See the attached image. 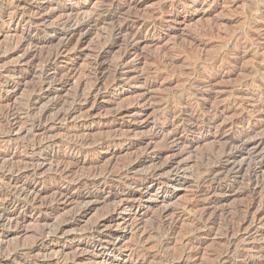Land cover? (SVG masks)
Wrapping results in <instances>:
<instances>
[{
    "label": "bare ground",
    "instance_id": "6f19581e",
    "mask_svg": "<svg viewBox=\"0 0 264 264\" xmlns=\"http://www.w3.org/2000/svg\"><path fill=\"white\" fill-rule=\"evenodd\" d=\"M27 1L29 2L32 0H27ZM120 2H121L120 0H104L103 2L99 4L98 10L89 12L90 13L89 17L87 18L85 17L86 19L84 21H83L82 15L80 14L82 13L81 12L82 4L78 5L76 8H73V9L71 8L66 9L62 6H57V7L52 6L50 7L51 13H47L45 15L44 14L38 15L39 20H42L44 22L48 18L50 17L52 18V16L56 13H60V12H64V14L66 13L67 15L64 17L63 21L61 20L60 22L62 31H64L63 40L60 41L56 46L54 45L55 46L54 48L49 49L48 51H46V53L42 55V57H40V59H42V67H41V70L37 72L38 75L36 76V78H38L37 80L38 82L36 83L35 81L36 84L34 83L33 85L31 84L32 86H30L31 88H29L30 90H29V94L26 99V102L25 103L22 102V104L20 103L21 105L19 106L17 105V106L7 107L6 105V107H3L0 110V131H3L6 135H11V133L13 132H21V134L24 133L28 139L25 141V143H21L18 146V148L22 149V151L24 149V150H28L29 152L32 151V152L40 153L48 149L49 147H52L53 145H56L59 143L58 141L52 140L53 138L52 135H54V133L51 135L52 130L54 129L57 123L67 120L68 118L76 114L77 112H80L83 109V107L86 106L87 104L89 105L92 104L91 108L93 109L89 110L87 108L89 111L86 109L87 114L86 116H84L85 120L84 122H82L81 127L71 126V128H68L64 132V140L62 144L60 143L63 147V150H62L63 154H59L55 156L53 155L52 157L49 156L50 158L46 160V162H48L50 165L53 166L52 168L53 182L48 187H45L44 189H42L41 193L44 192L46 194H49L48 195V197L50 196L49 200L42 201V199L40 198L41 196L40 191L37 189L38 186L35 187L36 184L32 185L28 183L27 184L23 183L24 179L26 180L30 177L33 178L35 175H37L39 173L38 169L43 164H39L37 162L35 163L33 161L26 162L21 158H17L18 154H14V152L12 153L8 152L1 157L0 161H2L4 164L3 171L1 170L2 171L1 174L5 176V178H9L8 184L10 187V191L5 194V203L2 204V207L0 209V229L4 228L8 230L9 228H13L14 226H17L19 224V221L22 220V217L24 216V214L28 211L29 212L32 211V213L36 212V214L42 215L43 212L50 211L53 213V211L58 210L60 206L64 207L67 204H71V203H74L77 206L82 205V204L83 205L75 213L73 212V214H71L69 218L57 222V224L53 227L47 226L46 223L39 225L38 229L36 230V233H34L35 230L32 233L33 238L30 239L32 240V243L28 244L27 246L23 244L22 245L18 244V245L13 246L12 248L10 247L8 250L5 251L7 252L5 254L6 258L14 261L19 256H23L29 253L32 254L33 252L38 251L37 253L38 256L35 258V264H52V263L54 264H80L82 261V253L84 252V249H85L83 245L82 247H76L75 251L71 253V256L67 257V254L65 252V254L62 253L63 256L57 257L56 260L45 258L44 254L40 253V250H37V247L42 245L43 241L47 238L51 240L54 238L56 239L58 236H61L63 230L66 227H68V225H70L72 221H75L78 215H82L88 211L89 204L91 203V198L95 197V199L96 198L98 199L107 192L106 191L107 189H111V187L108 186L110 185L111 182H109V184L107 185V179L109 178V176H111V174L114 175V179L115 178L120 179L121 177L127 176V174L130 175V173L135 174L138 170H140L142 166L148 164L147 167L144 166L145 169L141 170L139 174L137 173L138 174L137 179L129 180V181L124 180L125 182H123V185H120L119 190L115 192L114 190L113 191L110 190L111 192H108L110 193V200H112L109 210L105 214L101 215L97 220H95L87 228V230H85L84 232H81L82 234L80 235V238H82V240H85V243L90 241L94 244L93 245L94 248L95 247L98 248L100 244L96 242V239L100 237L101 229L110 227L115 220V216L121 210L130 208L133 206L139 207L142 196H143V193H142L143 191L149 192L152 188L156 187L157 190L162 192L163 189H165L166 187L168 188V185L170 184L174 185L175 183L181 180L180 177L185 175L187 162L188 164L190 162L186 160L184 156L189 152V150H191L192 142H197V141L200 142V140H202L209 134L208 131L204 129V127L203 128L201 127V124L203 123V121L206 118H209V120L211 121L215 120V122H217L216 125L213 123L214 128H215V136L214 135L213 136L214 138L216 137L218 142L217 141L215 142L217 143L216 147L213 146L214 156L212 158H207L208 156H206V158H204L206 159V161L204 160L205 162L204 164L201 165L200 171L199 172L197 171L198 174L196 176V179L194 180L193 186L195 189H194V192H192L193 193L192 198H190L191 201L189 199V202L188 203L185 202L186 205L185 206L183 205L184 207H182L185 210L193 211V213L195 214L190 219V224L185 226V228H181L182 229L180 231L181 235L179 234L180 237H182V240H181L182 244H181L180 250L173 251L171 253L167 251L166 249H168L167 246L170 244L171 238H174L175 235L179 233L178 225L179 223L183 222L182 214L184 213H182V211L177 212L175 210H171V209L167 210L164 208L158 214V219H157L158 221L156 223L152 222L150 224L151 227L149 226L150 228H140L139 229L138 226L131 225L130 229L135 230L137 233V240L134 245H131L128 247V252H129L128 261L133 263V261L137 260V263L135 261V264H144L148 262L149 257H152V256L150 254L149 256H147V253H145L148 251L147 243L145 241V236L146 235L149 236V234L151 235V233L156 232L155 236L157 237L154 239V241L152 240L153 241L152 243H150V245L153 244L155 248V251H154L155 254H153V257L155 258L156 262L154 261L155 262L154 264H199L197 262L198 259L193 261L196 258L195 254L194 255L185 254V248H188V246L194 244L193 236L200 234L202 230L204 232H210V231L212 232L217 222L215 218V216L217 215L216 213H213V212H216L217 209L219 211L220 206H218V202L219 200H221L220 197L223 198L222 196L225 194V192H232L235 195H237V197L238 196L241 197L243 200V201L241 200L243 202L242 205L241 206L238 205V208H237L236 214L238 218L236 219L234 218V220H232L233 219L232 218L231 219L232 221L223 228L220 227L222 225L220 226L216 225L217 227L219 226L220 229L222 228V230H220L222 239L220 243H217V245L220 244V246L219 247L217 246L218 247L217 249H213L209 253L206 262L203 264H238V263L239 264H258V261H255V260H251V261H246L243 259L242 261L238 260L239 256L238 258H236L235 256H232V254L233 252L236 253L235 249L233 248V245L236 241H238L237 239L239 237L237 234L242 231L243 232L245 231V233L247 231V235L250 234L251 231L254 229V227H257L258 224L262 223L264 219V207H263L264 206V136H262V138L256 137L257 135L260 134V132L259 131L255 132L254 131L255 128L253 127L250 129V131H246L242 133L240 132L237 133L235 131L236 128L241 124L242 118L240 114L242 113H248L250 115L255 114V116L260 114V117H264V110L260 109V105L264 102V91L263 92L255 91V90L252 91L250 89H247V87L250 84L251 85L256 84L258 81H261L262 83H264V66L262 64L261 65L255 64V66L256 65L257 66L254 67L251 71L248 69L249 73L246 76L247 78H244L242 82H239L237 86L232 88L233 97H235L234 99L237 100L236 102L237 104L229 103V101L226 103L225 101L222 104L221 103L218 104V106L216 103V105H214L215 107L211 108V107H208V104L211 103L210 101H212V103L215 104L214 103L215 101H213L215 100V98L211 99L212 95L209 96V94L208 95L206 94L207 96L205 97L206 99H203V96H205L204 93L206 92L208 93L211 91L213 92L214 89L212 88V86L214 82L222 76L221 73H218L214 76L210 75L206 77L209 83V85H207V88H208L207 90L204 88L205 87L204 85H203L204 86L203 88L205 89V91L198 90L196 93H194L195 91L193 92L192 90V92L194 93V96L197 98H200V100L196 101L195 103H187L186 101L182 99L186 103L180 102L181 100H179V103H178L179 105L176 106L174 104L175 106L174 107V106L169 105L167 102H162L160 104V107H161L160 112L154 117L151 116L152 122H153V127H152L153 130L151 129L152 132L148 136L143 138L142 140L149 146L150 145L152 146V143H156V142L161 143V145L165 147V152H163V156H161V154L149 155L150 157H145L143 155H135V156L131 155L133 157L130 159H128L127 157L126 158L127 161L124 160L125 162L124 164H122L123 163L122 161V163H120V167L116 165L118 169L113 171V173L110 168L101 169L100 168L101 166L98 167L97 163L93 162V158L90 159L88 157L98 154L99 150H102L104 148H109V147H115V146L118 147L117 151L119 152L126 151V149H124L119 144L121 140L120 138L129 137L130 133L133 131L132 130L133 126H130L128 129L121 132L122 134H119L117 133V131L115 132L116 125H118L117 122L118 121L120 122L126 119L127 121H124V123L130 124V121H129L130 117L134 116L135 114H138V112H140V110L143 107L142 104L143 103L146 104V102L149 101V99L153 97L152 95H150L152 94L151 92L153 91V89L156 88V86L159 87V85H162L165 80H167L166 85H170L172 82V80H170L171 78L170 79L167 78V76H169L167 75L169 71L168 73L164 71L160 72L161 70H165V71L170 70L171 67L176 65V63L178 62V56H176V54H172L171 52H170L171 54L161 55L162 54L161 53V54H155L149 57V59L152 60L153 62L152 63L153 68L151 70L150 68L149 69L147 68V70H144L145 72L143 71V73L141 72L142 74H140L139 76L128 74V72L125 73V70L130 67L128 66V63H127L128 50L130 48L131 49L137 48V46L141 42L140 40L142 39L141 38L142 31H149V32L154 33L158 30L159 23L157 19H158V15L161 14L162 10L161 11L158 10L159 12H157V9H156L155 12L157 13L155 14L152 13L145 17L134 16L135 15L134 14L133 15L134 17L131 19H124L122 20V22H119L118 20L117 22L119 23L112 26L110 35H112L113 38L123 35L126 37V40H125L124 47L123 48L121 47L122 49L118 51L116 58L114 57L115 60H114V65L112 66V68H108L105 65L104 57L107 54V52L110 49H112L111 46L114 45L113 43L115 39L112 38V41H108V40L106 41L105 40L106 38H105L104 39L105 41L102 40L100 41V43L98 42L97 44L98 47L96 48V50L94 49L95 51L93 50L94 53H92V56H90L91 57L90 62L86 63L87 64V67L85 65L86 69L82 71L81 73L82 75L79 76V78L82 77V80L75 86L74 91H72L73 93L72 94L70 93L71 94L70 98L68 99L66 98V100L63 99V101L65 100L63 103L53 102L48 106L38 108L39 107L38 104L40 100L42 99L41 97L46 95L47 93L46 88L50 86L53 81H58L59 86H65L66 84L69 83V81L74 76V73H75L74 71H69V72L64 71V73H61L62 71L57 69V64L59 63V61L63 59L65 56H68V52L70 51L69 46L72 42L71 41L72 38L78 33L82 34L81 33L82 30L88 31L89 29H93L95 27L97 28L98 25L102 23L105 25L106 22L114 23L116 21L114 19L116 15L115 11L118 8H121L122 6ZM124 3L128 4L129 6L131 5L133 7H136V5L139 3V0H126L124 1ZM18 7L19 5H16L14 9L16 10ZM260 10L262 9L260 8ZM258 13H261V12H258ZM19 15H21V13ZM38 23L40 22L38 21ZM57 25H59V23ZM122 39L124 40V37ZM28 41L29 40H27L26 42ZM254 42H257V41H254ZM23 45H25V43ZM257 46H256V49L258 48ZM175 51H178V50H175ZM185 52H188V51H185ZM239 57H233V56L231 58L227 57L228 59L226 58L225 61L216 60L214 62H211V68H213L214 70V68L223 67L224 65L235 64L240 59ZM260 57H263V56H259V58ZM260 59L262 60V58ZM203 64L206 65L207 62L206 63L204 62ZM197 68H199V66ZM226 71H229V69H227ZM193 72L189 71L188 75ZM178 73H181V72H178ZM1 74L2 73H0V75ZM5 74L6 73H4V76ZM60 74H63V75H60ZM78 74L80 75V73ZM10 76H11V73H10ZM150 76H154L155 80L147 81ZM180 76H182V74ZM172 79L174 80L173 77ZM200 81L202 80L200 79ZM219 81H217V83ZM141 83H143L142 87L144 89V93L142 95H140L139 97H137L136 95L137 98L133 99L132 101L129 100V102L127 101V103L123 101L124 104L122 103L121 105L115 108H111V106L113 105V103H111L110 107L106 108L107 111H106V114L104 113L105 116L104 114H102L104 116L102 120L103 126L105 127V129H109L111 130V132L112 131L113 132L112 133L110 132L111 134L107 136H101V137L97 136L98 137L97 139L91 140L89 138L90 137L89 134L86 133L85 128L87 126V121H89L88 119H91L93 111L97 112L102 109V106L100 103L101 100L103 99V97L101 96V91L103 90L105 91L113 90L114 91L117 89H122L126 85H137ZM197 86L199 85H196V87ZM1 88H3V86ZM229 95H232V94H229ZM243 101H246V102H243ZM90 102L92 103L90 104ZM153 103H151V105ZM157 104L155 103L154 105H157ZM151 107H153V105ZM156 108L157 107H155V109H152V108L151 109L152 111H154L156 110ZM232 108L234 110L235 109L237 110V113H235V111L233 110L234 112L233 115H235V118L234 117H228V118L224 117L223 118L221 116V114H223L224 112L226 113ZM152 113L153 112H151V114ZM228 116H231V114L228 113ZM186 125L189 126L188 127L189 130L187 134L183 135L184 134L183 128ZM212 133H213V130H212ZM255 133H259V134L255 135ZM145 151H146V148H145ZM170 153H173V154H170ZM84 166L88 168V169L86 168V172L81 175H76L78 170L82 172L81 169L85 168ZM122 186H124L125 188L127 187V189L124 190ZM72 190H75L76 193L74 194L73 192L71 193ZM220 212L222 213V210ZM210 213H212V219L214 221L212 222L213 227L211 226V223L209 225L206 222V217L208 218L209 216H211ZM219 213H217L218 216H219ZM224 213H225L224 215L228 217L227 211H225ZM234 213H235V210L234 212H232V214ZM231 216H229V219L231 218ZM252 233L251 234L254 235V232ZM241 236L243 238V235ZM3 237H4V232L0 231V238H3ZM108 244H110L109 248L115 247L114 241L108 242ZM196 245L199 246L200 244H196ZM235 245H237V243H235ZM245 247L246 246H244L243 248ZM77 250L79 251L78 253L76 252Z\"/></svg>",
    "mask_w": 264,
    "mask_h": 264
},
{
    "label": "rangeland",
    "instance_id": "374dc122",
    "mask_svg": "<svg viewBox=\"0 0 264 264\" xmlns=\"http://www.w3.org/2000/svg\"><path fill=\"white\" fill-rule=\"evenodd\" d=\"M26 1L27 0H24V2L23 0H17V1L16 0H0V14H1L0 16L1 17L0 18V62H1L0 63V73L3 74V76L2 74L0 75V83L4 82L2 83L4 85L0 84V110L3 107H6V105L7 107L17 106V105L19 106L22 104V102L23 103L26 102V99L28 97L29 90H30L29 88H31L30 86H32L33 83L36 84L38 82L37 81L38 78H36V76L38 75L37 72H39L42 67V59H40V57H42V55L46 53V51H48L51 48H54L60 41L63 40L64 31H62L60 22L61 20L63 21L64 17L67 14L66 13L64 14V12L56 13L52 16V18L50 17L44 22L42 20H39L38 15H43V14L45 15L47 13H51L50 7L52 6L53 7L62 6L66 9H70V8L73 9V8H76L78 5L82 4L81 5L82 13L80 14L82 15L83 21H84L87 17H89L90 15L89 12L98 10L99 4L103 2L104 0H32V1H29L31 3H29L28 1L26 2ZM120 1H121L120 3L122 6L121 8H118L115 11L116 15L114 19L116 21L114 23L106 22L105 25L102 23L100 24L101 26L98 25L97 28L95 27L93 29H89L88 31L82 30L81 31L82 34L78 33L72 38L71 40L72 42L69 46L70 51L68 52V56H65L63 59L59 61V63L57 64V69L62 71L61 73H64V71H67V72L74 71L75 72L74 76L75 75L76 76L75 77L73 76V78L69 81V83L70 82L71 83L70 84L68 83L65 86H59L58 81H53L51 85L46 88L47 93L46 95L41 97L42 99L40 100L38 104L39 106L38 108H41L44 106H48L53 102L63 103L66 100V98L67 99L70 98V95L73 93L72 91H74L75 86L82 80V77L79 78V76H81L82 71L86 69L87 67L86 63L90 62L91 60L90 56H92V53H94V51L98 47L97 45L98 42L100 43V41L102 40L112 41L113 36L110 35L111 34L110 32H111L113 25L118 24L119 22H122V20L124 19H131L134 16L145 17V16H148L149 14H152V13L155 14L162 10L161 14L158 15V19H157L159 23L158 30L154 33L149 32V31H142L141 33L142 39L140 40L141 42L139 43L137 48L136 49L130 48L128 50L127 63H128V66L130 67L125 70V73L128 72V74L139 76L140 74L143 73L144 70H147V68L148 69L150 68V70L153 68L152 67L153 62L152 60L149 59V57L155 54L162 53L161 55H165V54L172 53L178 56V62L176 63V65L172 66L170 70L160 71V72L164 71L166 73H168L169 71L167 75H169L170 77L167 76V78L168 79L171 78L170 80H172V82L170 85H166L167 80H165L166 82L164 81L162 85H159V87L156 86V88H154L153 91L151 92L152 94H150L153 96L151 97L154 99L150 98L149 101L146 102V104L145 103H143L144 105L142 104L143 107L140 110V112L130 117V120L128 119L130 121V124L124 123V121H127L126 119L120 122L119 121L117 122L118 125H116L115 132L117 131V133L119 134H122L121 132L125 131L130 126H133L132 130L134 132L132 131L129 137L127 138H120L121 139L120 143L118 142L124 149H126L127 152L126 151L119 152L117 151L118 147L115 146V147H109V148H104L102 150H99L98 154L94 155L95 157L94 156L88 157L90 159L93 158V162L97 163L98 167L101 166L100 167L101 169L110 168L112 170V173L113 171L118 169L116 165L120 167V163H122V161H123L122 164L125 163L124 160L127 161L126 159L127 157L128 159L132 158L135 155H143L145 157H150L149 155H153V154H161V156H163V152H165V147H163L161 143L159 142L152 143V146L151 145L150 146L151 148L152 147L153 148L151 149L150 146L147 145L142 140L143 138H145L152 132L151 129L153 130L152 128L153 122H152L151 116L154 117L160 112V109H161L160 104L162 102H167L171 106H174V104L178 106L179 100H181L180 102H183V103H186V102L195 103L196 101L200 100V98L195 97L194 93H196L198 90L205 91V89L206 90L208 89L207 85H209V83L206 77L210 75L214 76L218 73H221L222 76L218 78L212 86V88L215 91L212 89L213 92L211 91L208 93L207 92L204 93L205 96H203V99H206L205 98L207 97L206 94L207 95L209 94V96L212 95L211 99L215 98V100H213L215 101L214 102L215 104H213L212 101H210L211 103L208 104V107H211V108H214L215 107L214 105H216V103L218 106V104L220 103L222 104L225 101L226 103L229 101V103L237 104L236 103L237 100H235L234 99L235 97H233L232 88L237 86L239 82H242L244 78H247L246 76L249 73L248 69L251 71L258 64L259 65L262 64L264 66V49H263L264 48V0L263 1L262 0H139V3L136 5V7L125 4L124 1L126 0H120ZM15 4L19 5V7L16 10L14 9V7L16 6ZM260 8L262 10H260ZM156 9H157V12H155ZM258 12H261V13H258ZM20 13L21 15H19ZM118 20L119 22H117ZM38 21L40 23H38ZM58 23L59 25H57ZM121 37L122 38L124 37V40ZM113 39H115L113 43L114 45L111 46L112 48L110 49L111 51L109 50L104 57L105 65L108 68H112V66L114 65V60H115L114 57L116 58L118 51L124 47L126 37L122 35V36H117ZM27 40L29 41L26 42ZM254 41H257V42H254ZM24 43L25 45H23ZM117 45L119 46V48ZM255 45L256 46L258 45L257 49ZM175 50H178V51H175ZM185 51H188V52H185ZM137 54L138 55L140 54L139 56L141 57H139ZM232 56L233 57L240 56L239 57L240 59L235 64L224 65L225 67L223 66L219 68H214V70L213 68H211V62H214L216 60L225 61L227 57L231 58ZM259 56H263V57H260L262 58V60L259 58ZM204 62L205 63L207 62V64L206 65L203 64ZM189 63L192 65H190ZM255 64L257 65L255 66ZM198 66L199 68H197ZM193 67L194 68L196 67V68L194 69ZM208 67L210 68L211 72ZM226 68L229 69L230 72L226 71L227 70ZM189 71L190 72L194 71V72L188 75ZM178 72H181V73H178ZM4 73H6L5 76H4ZM10 73H11V76H10ZM78 73H80V75ZM181 74L182 76H180ZM60 75H63V74H60ZM1 76L4 78H2ZM172 77L174 78V80L172 79ZM200 79L202 81H200ZM152 80H155L154 76H150L147 81H152ZM217 81L219 82L217 83ZM142 84L143 83L137 84V85H126L122 89H117L114 91L113 90L111 91L106 90L107 92L105 90L101 91V96L103 97V99L100 102L102 109L97 112L93 111L91 119H88L89 121H87L88 127L86 126L85 128L86 133L89 134L90 136L89 138L91 140L97 139L99 136L100 137L107 136L113 132V131L111 132V130L109 129H105V127L102 124V120L107 111L106 108L110 107L111 103H113L111 108H115L121 105L122 103L124 104V102L127 103V101L128 102L129 100L132 101L133 99L142 95L144 93ZM196 85H199L197 86L198 88L196 87ZM263 85L264 83H262L261 81H258L256 84H253V85L250 84L247 87V89H250L252 91L255 90V91L263 92L264 91ZM2 86L3 88H1ZM192 90L193 92L194 91L195 92L193 93ZM229 94H232V95H229ZM63 99L65 100L63 101ZM182 99L186 102H184ZM152 100L154 101V103ZM243 102H246V101H243ZM91 103L92 102H90V104ZM151 103H153L152 104L153 107H151L152 106ZM155 103L156 104L158 103L159 105L158 104H157L158 106L154 105ZM91 107H92V104L91 105L87 104L86 106L83 107V109L80 112H77L76 114H74L75 116L73 115L67 120L57 123L54 129L52 130L51 135L54 133V135H52L53 136L52 140L58 141L59 143L58 144L55 143L56 145H53L54 147L53 146L49 147L48 149L40 153L32 152V151L29 152L28 150H24V149L22 151V149L18 148V146L21 143H25V141L28 139L24 133L21 134V132H13L11 133V135H6L3 131H0V160H1V157L5 155L6 153L14 152V154H18L17 158H21L26 162L33 161L35 163L37 162L39 164H43L41 165L42 167L40 166V168L38 169L39 173L35 175L36 177L34 176L33 178L30 177L26 180L24 179L25 182L23 180V183H26V184L28 183L32 185L36 184L35 187L38 186L37 189L40 191V195H41L40 198L42 199V201L49 200L50 196L48 197L49 194H46L44 192L41 193V190L44 189L45 187H48L53 182V179H52L53 178V175H52L53 166L50 165L48 162H46V160H48L53 155L55 156V155L63 154V151H62L63 147L61 144L64 140V132L68 128H71V126L81 127L82 122H84L85 120L84 116H86L87 110L93 109ZM155 107H157L156 110L152 111V109H155ZM260 109L264 110V102L260 105ZM233 110L234 109L232 108L226 113L224 112L223 114H221V116L223 118L224 117L225 118H228V117L235 118V115H233L234 114ZM150 111L153 113L151 114ZM234 111L235 113H237L236 109ZM228 113L231 114V116H228ZM102 114H104V116ZM240 116L242 120H241V124L235 130L237 133L250 131V129L253 127L255 128L254 129L255 132H258V131L260 132V134L255 133V135L259 134L256 137L262 138V136H264V119H262L264 117H260V114L255 116V114L250 115L248 113H242L240 114ZM213 123L216 125L217 122H215V120L211 121L209 120V118H206L201 124V127L202 128L204 127V129H206L209 134L205 138L200 140V142L199 141L192 142L191 150H189V152L184 156L185 159L190 162L189 164L187 162L185 175L180 177L181 180L175 183L174 185L172 184L168 185V188L166 187L165 189H163L162 192L157 190L156 187L152 188L149 192L143 191L142 192L143 196H142L139 207L133 206V207L121 210L115 216V220L110 227L101 229L100 237L97 238L98 240L96 239V242L100 244L98 248L97 247L94 248L93 247L94 244L90 241L85 243V240H82V238H80V235L82 234L81 232H84L85 230H87V228L95 220H97L101 215L105 214L109 210L112 200H110V193L108 192H111L113 190L115 192L119 190L120 185H123V182L125 181L137 179L138 174L141 172V170L145 169L144 166L147 167L148 164L142 166L140 170H138L135 174L130 173L131 176L127 174V176L121 177L120 179H116V178L114 179V175L111 174V176H109V178L107 179V185L109 184V182H111L110 185H108L111 187V189H107L106 190L107 192L103 194L102 197L98 199L96 198L98 201L95 199V197L91 198V203L89 204V208L86 213L82 215H78L76 220L72 221L70 225H68V227H66L63 230L61 236L57 237L58 239L57 238L56 239L54 238L51 240L49 238L45 239L42 245L40 246L38 245L39 247H37V250H40V253H43L45 258L56 260L57 257L63 256L62 253L65 254V252L67 254V257L71 256V253L75 251L76 247H82L83 245L85 249H84V252L82 253V261L80 264H135V261L137 263V260L133 261V263L128 261V255H129L128 247L131 245H134L137 240V233L135 230L130 229L131 225L138 226L139 229L140 228H150L151 227L150 224L152 222L156 223L158 221L157 220L158 214L164 208L167 210L169 209L175 210L177 212L182 211V213L186 214V215L182 214L183 222L179 223V225L180 224L182 225L180 226L178 225L179 233L175 235L174 238H171V242L169 244L170 246L168 245L167 246L168 249H166L167 251L171 253L173 251L180 250V247L182 244V241H181L182 237H180L181 235L180 231L182 230L181 228H185V226L189 225L190 219L195 214L193 213V211L185 210L182 207L186 205L185 202L188 203L189 199L192 198V194H193L192 192H194V189H195L193 186L194 180L196 179V176L198 174L197 171L198 172L200 171L201 165L204 164V162L206 161V159L204 158H206V156H208L207 158H212L214 156L213 149L214 147L217 146V143H215L217 139L216 137L214 138L215 128H214ZM188 127L189 126L186 125L183 128V133H184L183 135L187 134L189 130ZM212 130H213V133H212ZM106 131H108L109 133ZM145 148H146V151H145ZM170 154H173V153H170ZM3 166H4L3 162L0 161V209L2 207V204L5 203V194L10 191V187L8 184L9 178H5V176L1 174V172L3 171ZM86 168L87 167L82 168L81 169L82 172L78 170L77 171L78 174L76 173V175L84 174L86 172ZM122 188L124 190L127 189V187L125 188L124 186H122ZM72 192L73 194L76 193L75 190H72L71 193ZM222 197L223 198L220 197L221 200H219L218 202V206H220L219 211L217 209L216 212H213V213H216L217 215L215 216L216 221H217L216 225H219V226L222 225L220 227L223 228L228 223H230L232 220H234V218L235 219L238 218L236 214L237 208H238V205L239 206L242 205L243 200L241 197L239 196L237 197V195H235L232 192H225V194ZM82 205L77 206L76 204L71 203V204H67L64 207L60 206V208L56 211H53V213L50 211L43 212L42 215L36 214V212L32 213V211L31 212L28 211L24 214V216L22 217V220L19 221V224L17 226H14L13 228H9L8 230L1 228L0 231L4 232V237L0 238V264H17V263L18 264H35V258L38 256L37 255L38 251H35L32 254L30 253L26 254L27 256L26 255L19 256L16 260H14L15 262L18 261L16 263L6 258L5 254L7 252L5 251L8 250L10 247L12 248L13 246L18 245V244L19 245L23 244L27 246L28 244L32 243V240H30L31 238H33L32 233L34 232V230H35L34 233H36V230L38 229L39 225L46 223L47 226L53 227L57 224V222L69 218L70 215L73 214V212L75 213L80 207H82ZM221 210H222V213L220 212ZM234 210H235L234 214L236 217L234 216V214H232ZM225 211H227L228 217L224 215ZM217 213H219L220 217L218 216ZM210 214L211 216H209L208 218L206 217V222L209 225L211 223V226L213 227L212 222L214 221L212 219V213ZM229 216H231L230 219H229ZM216 225L214 226L212 232L211 231L204 232L202 230L201 231L202 233L200 232V234L194 235L193 236L194 244L188 246V248H185L186 255L187 254L196 255V258L193 261L198 259L197 262L199 264L205 263L209 253L213 249H217L220 246V244L217 245V243H220L222 239V235L220 232L222 228L220 229V227L219 226L217 227ZM252 232H254V235H252L253 234ZM251 233L247 235V231L246 233L245 231L244 232L242 231L237 234L239 237L237 240L238 241L241 240L243 242L236 241L235 243H237V245H235L234 243L233 248L235 249L236 253L233 252L232 256H235L236 258H238L239 256L238 260H241V261L242 259L246 261L255 260V261H258V264H264V219L262 223L258 224L257 227H254ZM155 234L156 232L151 233V235L149 234V236L148 235L145 236V241L148 247L147 249L148 251L146 250L147 252H145L147 253V256H149L150 254L153 257V254H155L154 252L155 248L153 244L150 245V243H152L154 239L157 237L155 236ZM240 234L243 235V238ZM113 241H114L115 247L109 248L110 244H108V242H113ZM196 244H200L199 245L200 247ZM242 246L243 247L246 246L245 247L246 249L243 248ZM71 248L73 251L71 250ZM67 252L68 253L70 252V253L68 254ZM76 252L78 253L79 251L77 250ZM152 257H149L148 262L144 264H154L156 260L154 257L153 258Z\"/></svg>",
    "mask_w": 264,
    "mask_h": 264
}]
</instances>
